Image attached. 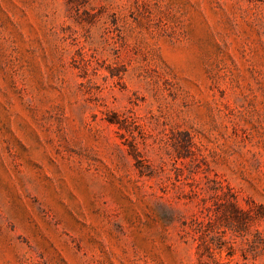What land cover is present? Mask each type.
Wrapping results in <instances>:
<instances>
[{
    "label": "rangeland",
    "instance_id": "1",
    "mask_svg": "<svg viewBox=\"0 0 264 264\" xmlns=\"http://www.w3.org/2000/svg\"><path fill=\"white\" fill-rule=\"evenodd\" d=\"M0 264H264V0H0Z\"/></svg>",
    "mask_w": 264,
    "mask_h": 264
}]
</instances>
